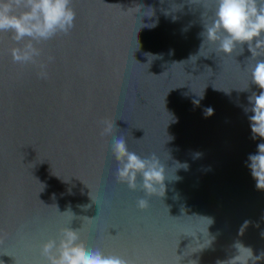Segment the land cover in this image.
I'll use <instances>...</instances> for the list:
<instances>
[{
    "label": "water",
    "instance_id": "95a60500",
    "mask_svg": "<svg viewBox=\"0 0 264 264\" xmlns=\"http://www.w3.org/2000/svg\"><path fill=\"white\" fill-rule=\"evenodd\" d=\"M71 6L70 33L37 45L47 79L14 63L0 33V264H41L40 243L63 227L129 264H217L237 242L264 261V190L245 164L264 142L244 111L256 61L247 44L203 43L214 0ZM106 118L129 151L165 164L163 196L117 181Z\"/></svg>",
    "mask_w": 264,
    "mask_h": 264
},
{
    "label": "clouds",
    "instance_id": "9594fccd",
    "mask_svg": "<svg viewBox=\"0 0 264 264\" xmlns=\"http://www.w3.org/2000/svg\"><path fill=\"white\" fill-rule=\"evenodd\" d=\"M214 3L212 17L204 24L201 33L203 43L215 44L216 51L229 55L237 46L247 44L256 61L250 71V81L260 91L248 96L249 106L244 111L251 113L248 116L251 138L264 140V59H257L264 57V0H214ZM75 20L71 0H0V33H9L17 45L10 49L12 61L20 65L38 64L40 71L37 75L41 79L48 78L47 63L38 60L42 49L37 45L57 35H68ZM240 49L243 51L242 47ZM53 60L52 56L47 58L48 62ZM205 114L212 115L213 109L208 108ZM114 127L115 122L106 118L102 121L100 135L102 139L112 137L111 152L117 162V181L126 183L132 190L139 187L146 196L157 195L163 189V196L165 164L155 153L141 157L129 151L123 136L114 137ZM256 148L254 154L248 155L245 164L256 182L255 187L264 190V142L258 143ZM177 164L187 168L186 164ZM136 205L143 210L149 202L139 198ZM235 247L237 255L217 264H249L255 260L251 248L239 242ZM39 251L43 258L41 264H129L119 255H105L100 249L85 246L77 229L70 227L61 228L55 238L43 240Z\"/></svg>",
    "mask_w": 264,
    "mask_h": 264
},
{
    "label": "trees",
    "instance_id": "16d2710c",
    "mask_svg": "<svg viewBox=\"0 0 264 264\" xmlns=\"http://www.w3.org/2000/svg\"><path fill=\"white\" fill-rule=\"evenodd\" d=\"M258 264H264V261H262V262H260V263H258Z\"/></svg>",
    "mask_w": 264,
    "mask_h": 264
}]
</instances>
